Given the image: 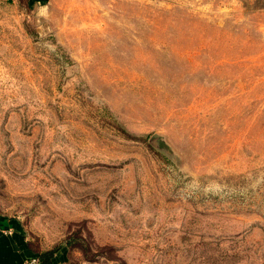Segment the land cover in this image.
<instances>
[{"label":"rangeland","instance_id":"374dc122","mask_svg":"<svg viewBox=\"0 0 264 264\" xmlns=\"http://www.w3.org/2000/svg\"><path fill=\"white\" fill-rule=\"evenodd\" d=\"M0 214L53 264H264V0H0Z\"/></svg>","mask_w":264,"mask_h":264},{"label":"crops","instance_id":"0c3cea01","mask_svg":"<svg viewBox=\"0 0 264 264\" xmlns=\"http://www.w3.org/2000/svg\"><path fill=\"white\" fill-rule=\"evenodd\" d=\"M18 225L17 221L0 214V264H27L35 258L29 252Z\"/></svg>","mask_w":264,"mask_h":264},{"label":"trees","instance_id":"16d2710c","mask_svg":"<svg viewBox=\"0 0 264 264\" xmlns=\"http://www.w3.org/2000/svg\"><path fill=\"white\" fill-rule=\"evenodd\" d=\"M55 254V253H54ZM53 253H45L41 255L40 257H35L39 260L41 264H53Z\"/></svg>","mask_w":264,"mask_h":264},{"label":"built area","instance_id":"2783aa9c","mask_svg":"<svg viewBox=\"0 0 264 264\" xmlns=\"http://www.w3.org/2000/svg\"><path fill=\"white\" fill-rule=\"evenodd\" d=\"M27 264H41L37 258H32Z\"/></svg>","mask_w":264,"mask_h":264}]
</instances>
